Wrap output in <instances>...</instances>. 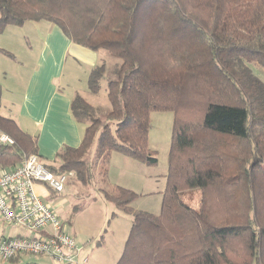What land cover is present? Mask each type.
<instances>
[{
    "label": "trees",
    "instance_id": "16d2710c",
    "mask_svg": "<svg viewBox=\"0 0 264 264\" xmlns=\"http://www.w3.org/2000/svg\"><path fill=\"white\" fill-rule=\"evenodd\" d=\"M28 21L56 24L74 43L121 60L106 120L76 94L82 142L48 164L67 185H94L97 164L100 195L132 214L116 264H264V81L246 65L264 67V0H0V33ZM106 69L91 70L92 92ZM155 111L174 113L159 213L135 210L140 193L108 177L114 152L158 163L149 143ZM38 151L36 136L0 113V168ZM192 189L197 208L182 197Z\"/></svg>",
    "mask_w": 264,
    "mask_h": 264
},
{
    "label": "crops",
    "instance_id": "0c3cea01",
    "mask_svg": "<svg viewBox=\"0 0 264 264\" xmlns=\"http://www.w3.org/2000/svg\"><path fill=\"white\" fill-rule=\"evenodd\" d=\"M0 49L12 55L0 50V113L13 118L24 131L36 136L38 154L46 164L54 163L64 147H78L82 142L85 124L74 117L71 104L76 94L83 96L81 92L89 87L90 72L100 65L101 57L97 53L100 51L74 43L58 25L47 21H28L21 26H7L0 33ZM137 161L118 152L112 153L109 181L139 191L140 184L135 188V180L130 174L139 168ZM71 182L61 195L55 194L42 183H36L34 188L48 202L36 189L37 186L47 187L49 198L58 201L57 206L62 207L70 201L67 192ZM48 203L53 206L51 201ZM77 205L70 212H58L53 206L60 218L69 224L70 231L74 217L71 222L69 219ZM86 207L81 206L77 213ZM29 234V231L0 216V236ZM84 251L85 248L82 254L88 257L85 263L88 264L89 255ZM29 260L39 262L40 257L21 254L8 261L0 260V264H23Z\"/></svg>",
    "mask_w": 264,
    "mask_h": 264
},
{
    "label": "rangeland",
    "instance_id": "374dc122",
    "mask_svg": "<svg viewBox=\"0 0 264 264\" xmlns=\"http://www.w3.org/2000/svg\"><path fill=\"white\" fill-rule=\"evenodd\" d=\"M99 51L97 52L98 56L101 57L99 62L107 67L104 77L100 80L101 88L98 92H92L89 87H86L81 93H83L85 100L94 106L97 116L105 121L106 113L111 108L107 97V84L113 76L114 68L121 60L110 55L106 50ZM246 65L264 81V67L257 63H247ZM82 75L84 76V72H82ZM86 83L84 84L86 85ZM173 120L174 113L171 111L152 112L149 143L150 148L157 153L158 163L148 165L137 161L139 168L134 173L130 172L131 177L135 180L133 183L134 187L137 188L140 184V189L136 192L144 193H140L134 201L133 207L135 210L143 209L152 213H159L161 210L162 192L166 187ZM94 149L95 147L88 154L89 157H92V160L94 159ZM98 169V165L94 164V185L84 183L71 185L67 192V197L70 201L62 207L57 206L58 201L49 198V189L47 187L37 186L36 189L43 195L45 200L52 202L58 212H70L75 204L87 206L75 214L72 220L71 233L75 236L79 246H85L84 252L89 255L88 264H116L122 255L123 247L129 234L132 214L118 209L112 202L100 195L98 188L104 187L106 184L101 182V175ZM142 176H145V178H141ZM182 197L193 207L197 208L200 204V192L198 189L182 192ZM39 262L52 264L49 259L44 257H40Z\"/></svg>",
    "mask_w": 264,
    "mask_h": 264
},
{
    "label": "built area",
    "instance_id": "2783aa9c",
    "mask_svg": "<svg viewBox=\"0 0 264 264\" xmlns=\"http://www.w3.org/2000/svg\"><path fill=\"white\" fill-rule=\"evenodd\" d=\"M1 139L11 142L6 135ZM67 182V174L53 171L37 153L27 156L13 169L0 171V216L31 233L0 236V260L8 261L26 254L47 258L52 264H85L88 261L69 224L34 188L36 183H42L60 194L65 191Z\"/></svg>",
    "mask_w": 264,
    "mask_h": 264
}]
</instances>
